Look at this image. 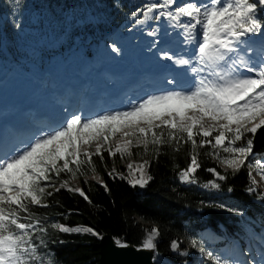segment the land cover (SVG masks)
Wrapping results in <instances>:
<instances>
[{"label": "snow or ice", "instance_id": "obj_1", "mask_svg": "<svg viewBox=\"0 0 264 264\" xmlns=\"http://www.w3.org/2000/svg\"><path fill=\"white\" fill-rule=\"evenodd\" d=\"M175 4L176 0L147 3L144 19H137L136 23L164 17L184 30V43L194 45L192 56L184 58L163 52L161 58L177 66H187L193 74L190 88L148 95L126 110L92 118L72 113L55 128L11 153L0 155V264H31L38 259L33 236L46 229L32 209L47 207L46 198L61 188L77 192L87 200L81 188L70 187L69 180H60L59 187L56 180L61 174H70V179H75L78 173L83 175L84 164L95 171L92 157L99 156L103 160V150H107L110 157L119 153L123 159L133 155V147L142 146L147 155L151 145V150L159 155L162 145H175L178 151L181 143L190 144V163L179 173L181 181L190 183H196L194 174L201 166L198 149L206 146L213 149L207 154L233 174L246 165L253 151V141L246 138V134L255 135L264 128V58L245 60L240 53L245 50L254 53L250 42L256 37L264 39V0H207V3L186 0L175 6L174 11L168 10ZM137 12L132 13L133 17ZM182 18H187V22L182 23ZM110 47L113 52H119L115 45ZM168 83L175 85V80ZM117 133L120 135L113 149L110 139ZM94 142L93 153L87 148ZM221 151L226 155L221 156ZM149 164L147 159L135 165L127 164L128 174L133 177L129 183L133 187L147 186L151 180L147 175ZM248 167L251 178L252 165ZM256 167L264 182V164L258 163ZM207 171L220 181L227 178L215 168ZM114 173L115 169L109 175ZM120 178L127 177L121 174ZM204 186L220 187L214 180ZM104 187L107 190V186ZM258 187L259 183L250 179L247 191L255 192ZM217 207L242 214L238 208L223 204ZM51 227L60 232H85L100 237L91 227L70 228L63 224ZM157 235L158 229L153 227L140 245L141 249L154 252ZM115 243L121 248L129 247L119 239ZM191 244L195 247L197 241L192 239ZM170 247L178 251L180 246L173 240ZM200 251L205 252V249L201 247ZM206 256L212 264H229L212 252H207ZM246 264H255V261L248 260Z\"/></svg>", "mask_w": 264, "mask_h": 264}, {"label": "trees", "instance_id": "obj_2", "mask_svg": "<svg viewBox=\"0 0 264 264\" xmlns=\"http://www.w3.org/2000/svg\"><path fill=\"white\" fill-rule=\"evenodd\" d=\"M146 3V0H0V13L5 14L0 23V49L5 38L8 48L19 53L16 26L21 11L32 5L45 6L49 16L57 21L61 34H79L92 29V25L72 24L66 30L62 24L64 10L90 7L106 21H110L111 25L119 26L133 20ZM137 9L140 11L137 12ZM133 12H137L135 17ZM246 138L252 139V135L248 134ZM149 149L145 155L142 146L133 147V154L140 153L143 158L127 162H122L119 153L110 157L107 150H103V160L99 156L92 157L95 171L84 164L81 167L83 175L78 173L76 176L87 200L77 192L61 188L46 198L47 207H34L32 211L46 231L33 236L38 259L31 264L98 263V237L85 232H60L51 227L53 224H63L70 228L91 227L99 234L110 233L115 239L136 246H140L147 238L152 225L158 229L154 242L159 261L155 264H178L183 260L171 249L173 240L191 242L195 239L197 244L208 246L200 235L202 230L210 229L240 239V235L245 234L240 214L230 213L217 205L238 208L242 214L264 226V197L260 193L247 191L250 186L248 164L252 167L257 165L253 158H248L246 165L235 174L231 169L220 170L227 177L220 181L204 170L218 164L212 155L207 154L213 149L210 146L198 149L201 166L194 174L196 183H190L181 181L179 177L180 171L190 163V144L181 143L178 151L175 145H162L159 155L151 150V145ZM220 155L226 154L221 151ZM260 157H264V154ZM145 159L150 161L147 175L151 176V180L143 189L133 187L129 183L133 177L128 174L127 164L132 162L135 165ZM113 169L115 173L110 176L109 172ZM92 173L99 175L103 183L86 177ZM121 174L127 178H120ZM53 179L56 180L55 177ZM60 180L73 179H70V174H61L59 180H56V187H59ZM213 180L220 185L219 188L204 186Z\"/></svg>", "mask_w": 264, "mask_h": 264}, {"label": "rangeland", "instance_id": "obj_3", "mask_svg": "<svg viewBox=\"0 0 264 264\" xmlns=\"http://www.w3.org/2000/svg\"><path fill=\"white\" fill-rule=\"evenodd\" d=\"M141 2L142 0H135ZM148 3L155 2V0H147ZM186 0H184L180 5L185 3ZM143 10L144 5L138 13V15L129 23L120 24L119 26L111 25L110 21H106L104 17L101 14H98L95 12L94 9H91L90 7H74L68 10H64L62 12L63 16V26L65 29H69L71 25H86L87 23L89 25H92V29H89L87 31H81L79 34H61V29L57 25V21L51 18L48 14V9L45 6L42 5H32L30 7H26L21 11L20 20L17 23V45L22 52L17 53L14 52L13 49H9L8 41L3 38L2 47L0 49V69L2 68V64L7 62L8 59H19L21 63V67L27 65V69L24 70L23 68L17 70L20 71V74H17V80L22 84L23 87H32L33 78L31 77L29 70H32L33 64L30 62V60L35 61V65H39V60L43 58L44 56H39L43 51L46 52V55H49L50 61H54L57 63V61L60 59L61 56H71L75 55L76 57H79L83 50L90 46V42L95 41L93 47L95 50L97 49H104V50H111L110 45H115L118 49L119 48H126L125 42H127L128 38L131 36V31H129V28L136 23L137 19H144L143 17ZM156 13H154L155 15ZM5 18V14L0 13V23H2L3 19ZM152 22L151 19H146L144 23H141V25L150 24ZM162 22V20H161ZM128 29V31H125L124 29ZM114 32L115 36L114 39L107 38L108 34L110 32ZM259 38V37H258ZM263 40L260 38L259 42ZM80 43V44H78ZM66 44H71L70 48L62 49ZM81 45V46H80ZM63 46V47H61ZM261 48H264V45H262ZM63 52V53H62ZM22 54H25V58H23ZM19 55V57H18ZM13 61L9 62L8 65L11 66ZM42 65V64H41ZM47 66H44V69H46ZM44 69H41V71H45ZM33 71V70H32ZM42 75V74H41ZM38 77L40 74L37 75ZM45 78V77H44ZM18 82V83H19ZM15 84L16 85H18ZM95 116H91L89 118H92ZM119 133H117V136L110 139V144L112 148H115V145L119 139ZM248 134H246L247 137ZM135 144V141H134ZM108 145H105L104 148L107 149ZM262 149L260 151H252L249 158H253V160L256 162V164H264V157H260V155L264 154V145L262 144ZM82 151H84V147L82 146ZM88 151L94 152L95 151V142L92 144L90 148H87ZM142 155L140 153H135L131 157L123 158L122 162L127 161H140L142 159ZM205 167V166H204ZM215 168L218 172L220 170H226V168L219 163L216 164V166L211 167ZM208 168H205V172H208L209 174H212L211 172L207 171ZM250 170V169H249ZM252 176L250 179H255L259 183V187L255 191L256 193H264V182L261 181V176L257 174V167H252ZM264 171V170H262ZM87 178L95 177L96 175H86ZM99 179V177L97 178ZM69 185L72 188H76L79 186V181L75 178L72 181H69ZM241 222H245V218L243 215H241ZM76 227H82V226H76ZM72 227V228H76ZM154 226L150 225L149 231ZM255 227V226H253ZM251 227H247V229H250ZM254 230L262 231L259 233L262 237H264V229L259 230L257 227L254 228ZM200 235L204 238V244L208 246H202L199 244H196L195 247L192 246L190 241H183L178 242L179 244V250L175 251L178 253L181 257H183V260L179 262L178 264H212V262L207 258L206 253L212 252L214 255L220 256L223 260L228 261L229 264H238L235 257L231 255L226 254L227 249H231V240L225 236V234L220 235L216 233L213 230L206 229L200 231ZM257 237V236H256ZM255 237L254 233H249L247 235L243 234L240 235V238H242V242L244 244V249L246 250L247 254H250V258H254V261H257L259 264H263L261 261H258V258L255 257V243L258 245V248L260 249L264 246L259 242V239ZM227 244V246H225ZM229 246V248H227ZM204 248L205 252H201L200 248ZM181 253H184L183 255ZM156 254V253H155ZM239 255H241L238 252ZM257 255H261L258 254ZM155 259H158V256L155 255ZM248 261V259H245Z\"/></svg>", "mask_w": 264, "mask_h": 264}, {"label": "water", "instance_id": "obj_4", "mask_svg": "<svg viewBox=\"0 0 264 264\" xmlns=\"http://www.w3.org/2000/svg\"><path fill=\"white\" fill-rule=\"evenodd\" d=\"M253 150L260 151L264 145V128L252 136ZM117 239L110 233H102L98 238V263L97 264H155L153 260L156 252L142 250L140 246L126 243L129 247L121 248L115 243ZM123 242V241H122Z\"/></svg>", "mask_w": 264, "mask_h": 264}, {"label": "bare ground", "instance_id": "obj_5", "mask_svg": "<svg viewBox=\"0 0 264 264\" xmlns=\"http://www.w3.org/2000/svg\"><path fill=\"white\" fill-rule=\"evenodd\" d=\"M140 33V32H139ZM138 33V34H139ZM114 36H115V33L112 31V32H110L109 34H108V36H107V38H109V39H114ZM264 42V39L263 40H261L260 42H258L256 45H255V48H261L262 47V43ZM259 50H264V48L263 49H259ZM262 53H264V51L262 52ZM182 56H184V54L182 55ZM184 58H186L185 56H184ZM148 61V62H150V63H153L154 64V61H152V59H147V57H145V56H140V55H138V54H132L131 56H128L127 57V61L125 62L127 65L126 66H128L130 63H132V62H145V61ZM159 62H161V60L159 61ZM122 71V70H121ZM0 75H2V72H1V74ZM5 76H3V78H4ZM2 77L0 78V84L2 83ZM192 81V80H191ZM32 83V82H31ZM18 84H20L21 85V83L19 82ZM16 87H20L19 85H17ZM28 88H30V87H28ZM120 88V85H116L115 86V88L113 87V89H111V93L113 94V93H115V92H117L118 91V89ZM27 90V89H26ZM26 90H22V91H20V94H16V96H15V101H13L12 102V106H14V104H15V102H17V103H21L23 100H26V99H28L31 95H29V92L28 91H26ZM30 90H32V89H30ZM114 91V92H113ZM34 97V96H33ZM47 98V99H50L51 98V96H50V94L48 95V93H47V95L46 96H43V98ZM6 100H7V95L6 94H2V92H1V89H0V107L1 108H4V106H5V102H6ZM31 101V100H30ZM47 102V101H46ZM86 116H89L90 115V113H89V111H87V109H86V111H85V113H84ZM255 234V237L257 238V239H259V240H262V242L264 243V237H262L259 233H257V232H255L254 233ZM225 246H227V244H225ZM227 248H229V246L227 247ZM255 250L257 251V252H259V253H261V257H262V259L264 258V254H263V251H262V248L260 249V247L258 248V245L255 243ZM256 252V253H257ZM226 254L227 255H233L236 259H241L236 253H235V250H234V252L231 250V249H227L226 250ZM250 255V254H249ZM243 262V261H242ZM244 263V262H243ZM256 264V263H255ZM258 264V263H257Z\"/></svg>", "mask_w": 264, "mask_h": 264}]
</instances>
